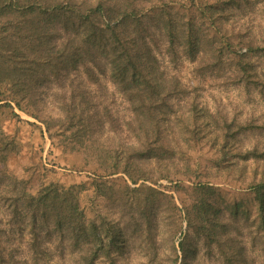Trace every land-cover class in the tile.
I'll return each mask as SVG.
<instances>
[{"label": "trees", "instance_id": "obj_1", "mask_svg": "<svg viewBox=\"0 0 264 264\" xmlns=\"http://www.w3.org/2000/svg\"><path fill=\"white\" fill-rule=\"evenodd\" d=\"M211 5L193 16L174 0H0V162L16 147L4 121L43 136L18 110L51 139L39 172L64 166L65 153H88L94 173L76 184L51 180L30 196L25 179L0 170L10 185L0 187V264H41L52 252L61 264H119L125 242L138 247L139 264H257L254 247L264 261V143L246 139L264 123L229 119L169 68L188 61L198 77L222 69L224 81L264 100V38L232 43L211 26L224 21ZM44 104L54 115L41 120ZM210 133L215 168L248 182V200L200 180L190 148ZM119 172L127 180L110 177ZM161 179L172 184L155 187ZM86 183L113 213L86 215ZM162 188L185 197L178 204Z\"/></svg>", "mask_w": 264, "mask_h": 264}, {"label": "rangeland", "instance_id": "obj_2", "mask_svg": "<svg viewBox=\"0 0 264 264\" xmlns=\"http://www.w3.org/2000/svg\"><path fill=\"white\" fill-rule=\"evenodd\" d=\"M174 2L175 4L177 3V7H175V9L178 13L183 14L184 12L190 11L193 16H196V14L199 15L200 12L207 13V11H204V7H199L200 4H210V0H196L194 3L192 0H174ZM211 2L214 6L217 5L219 8H222L221 10H223L224 13V21L222 25L215 23L216 20H213V23H211L212 27L218 28L220 26V35H222L223 32H226V34L231 33L230 41L232 43L238 41V35L244 37V40L246 38H251L254 42L256 41V44L262 42V38H264L262 37L264 36V0H211ZM218 16L220 19L221 16ZM249 24H251L252 29L245 27ZM218 40L219 37L215 42L216 44ZM214 46L215 45H213V47ZM244 51L245 48L240 49V52ZM206 53H209V55L212 54L209 51ZM223 58H228V55H225ZM169 68L171 73L180 76L184 82L193 83L195 88L197 87L199 93L202 94L203 98H205V102H208L213 107H216L218 111H221L223 114L228 116L229 119L236 118L244 122L250 117V119L253 118L256 123H264V100L258 91L253 88L249 91H246L239 85L234 86L230 83V81H224V76L221 75L223 73L222 69L219 71H216L217 69H215V71H212V73L205 77H198L193 73L194 69L192 63H189L188 61H182L175 68L174 66L170 65ZM102 84H105V82H102ZM104 97L102 99H104ZM44 107L46 108L42 110L39 109L38 111L41 114V120H46L49 114L52 116L54 115L52 114L53 111L51 110L52 107H50V105L44 104ZM15 111L20 114L22 119L34 122L37 124V127L40 126L42 128L43 136L41 137L39 134L40 130H36L38 128H35L34 131V127L31 128V126H25L20 122L3 120V126H6L8 131L14 133V137L12 139L16 142V147L13 152L10 153L6 164L4 163V167L0 162V170H7L9 174L18 177V179H25L28 182L27 193L30 196H36L41 186H43L42 184L49 183L51 180H58L62 184L66 182L76 184L79 182H86L90 179V177L94 176L93 170L88 165L90 162V160H88V153H65L66 156L64 157V161L61 162V164H64V166L58 165L54 167V172H39L38 168H40L41 164L48 165L46 157L47 150L51 144V139L48 136L43 122L36 120L31 116L25 115L18 110ZM214 136V133L207 134V136L201 141L192 145L189 154L194 164L193 167L196 168L198 165L201 174L200 180L202 182H208L218 186L221 193L227 198L239 197L246 198V200H248L249 197H251L250 190L247 188L248 182L241 183L242 181L238 180L237 178L228 177L222 167L219 169L217 167L215 168L214 159L218 158L219 151L217 149V145L212 144V139ZM59 138L60 137L58 136L54 140V143L58 145V148ZM246 139L264 143V133H252L251 135H248ZM214 168L215 170H221L223 174L220 177H213ZM105 171L107 172L109 170H98L99 173L106 176L107 174L104 173ZM261 172L262 170L259 169L258 173L261 174ZM251 175V167H248L247 172L243 176H245L247 180V178ZM116 176L123 177L127 180L125 174L120 172L110 177ZM175 178H177L175 181L181 180L187 184H192V181H189L187 178L180 176H176ZM140 182H142V180ZM147 184L152 185L150 182H147ZM171 184L172 182L161 179L154 186L158 187ZM0 187H4L5 190H10V185L3 182L0 184ZM94 190L95 188L93 189L91 186L88 187L87 184V189L85 188L80 193L81 205L84 208L86 215L90 217L97 215V212H100L103 215L105 213H113L111 211V207L105 206V202L97 200V198L94 199ZM162 190L166 193L172 194L178 204H180L181 199H183L182 197H185L184 195L174 191L173 188H162ZM2 194H6V192L0 191V195ZM93 203L94 206L98 208V210L93 208ZM1 206L2 205L0 204V207ZM249 206L250 209L254 207L253 203H251ZM2 208L4 207L2 206ZM179 236L180 235L178 234L175 239L176 241L180 240ZM165 248L167 249L166 244ZM254 250L255 251L252 253V255L255 256L256 263L264 264V261L260 256V249L258 247H254ZM65 254L66 258H70L71 253L69 250H66ZM48 255V258H46L48 262L41 264H61V262L57 261L58 254L56 252L49 253ZM141 255L142 254L140 253L137 246H131L129 243L125 242L123 257L125 259L119 261V264H139ZM214 263L219 264L217 257Z\"/></svg>", "mask_w": 264, "mask_h": 264}]
</instances>
